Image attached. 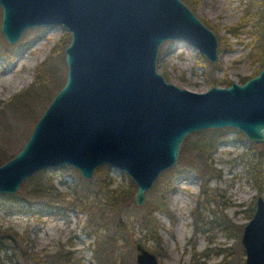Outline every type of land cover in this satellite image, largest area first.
<instances>
[{"label": "water", "instance_id": "1", "mask_svg": "<svg viewBox=\"0 0 264 264\" xmlns=\"http://www.w3.org/2000/svg\"><path fill=\"white\" fill-rule=\"evenodd\" d=\"M0 6L8 43L32 26L61 24L70 33L65 82L22 147L0 164L1 193L16 192L43 168L70 165L91 178L107 164L130 176L133 202L144 204L160 172L177 162L188 133L230 126L264 141V62L243 82L204 91L180 87L158 71L165 40L194 47L211 62L219 57L217 35L183 0H0ZM240 240L244 264H264L263 193ZM135 249L137 264H160L142 242Z\"/></svg>", "mask_w": 264, "mask_h": 264}, {"label": "rangeland", "instance_id": "2", "mask_svg": "<svg viewBox=\"0 0 264 264\" xmlns=\"http://www.w3.org/2000/svg\"><path fill=\"white\" fill-rule=\"evenodd\" d=\"M247 4L248 0H199L195 3L194 13L204 23L214 26L215 31L212 30L218 40L223 36L229 46H219V57L211 62L194 47L165 40L159 47L164 50L162 55L159 54L161 50L158 51V71L167 72L166 80L194 91L217 85L209 82L210 77L227 75L240 82L241 78L251 75L258 63L247 55V42L251 40L247 30L254 28L252 23L261 22L264 4L252 5L248 10ZM1 15L0 6V23ZM240 21L242 24L236 29ZM233 30L238 34L234 35ZM66 40L70 41V33L61 24L27 27L14 43H8L0 29L2 151L13 153L22 147L49 103L45 104V99L38 100V104L31 106L33 110L24 108L25 113L16 115L6 106L7 99L32 82L36 67L48 54L52 57L44 68L56 70L65 82L64 48L69 43L64 46ZM216 130H222L220 135ZM211 138H215V142L205 153L209 155L206 164L198 168L184 164L181 156L190 155V144ZM263 148L264 141L253 142L230 126L190 132L181 143L177 162L160 172L146 190L144 204L133 202L134 192L122 208H108L103 214L96 205L102 193L95 172L91 178H84L70 165L40 169L25 178L16 192H0V264H98L97 256L103 258L105 264H137L135 242L132 241L138 238L155 252L160 264L244 263L241 232L252 216L258 194L249 175L248 159L254 149ZM103 166L111 175V187L121 188L133 182L126 172L107 164ZM46 174L53 176L56 187L67 195L66 198L74 193L75 186L88 190L90 197L95 196L91 210L45 205L31 198L27 194L31 182ZM149 203L158 205L153 215L159 223V246L145 237L146 229L144 232L137 222ZM119 220L123 221L121 230L117 227ZM23 249L26 255L22 254Z\"/></svg>", "mask_w": 264, "mask_h": 264}, {"label": "trees", "instance_id": "3", "mask_svg": "<svg viewBox=\"0 0 264 264\" xmlns=\"http://www.w3.org/2000/svg\"><path fill=\"white\" fill-rule=\"evenodd\" d=\"M191 9L193 8L194 4L197 3L199 0H183ZM255 4H264L263 0H248L247 10L250 9L252 5ZM206 23V22H205ZM208 25V23H206ZM242 22L240 21L236 24V29L241 26ZM211 29L215 31L214 26L208 25ZM254 28H250L247 31L251 36V40L247 42L249 46V51L247 55L251 58L252 61L257 62V66L255 70L252 72L251 75L248 77L241 78L240 82L245 81L247 78L257 74L263 66L264 62V37H263V28H264V16L261 17V22L256 21L252 23ZM237 30H233L232 33L237 35ZM69 41V40H68ZM66 40L64 42V46L68 43ZM229 42L223 36L219 37V46L225 47L229 46ZM162 48H160L161 50ZM53 50V49H52ZM159 50V51H160ZM164 50L160 51V55H162ZM52 55L48 54V56L36 67V74L30 84H28L23 89L19 90L18 92L14 93L10 96L9 99L6 101V106L10 107L12 112L16 115H22L25 111H22L24 108H29L31 110V106L34 103L39 101H43V99L47 100L45 104L50 102L54 93L62 86L64 80L61 78L59 72L57 73L56 70L49 68H44V64L51 60ZM207 62V60H205ZM164 77H167V72L164 71ZM233 80H231L227 75L223 77H210L209 82L212 84L217 85H229ZM39 100V101H38ZM33 110V109H32ZM220 135L219 131L216 130ZM28 137V136H27ZM217 137V136H216ZM215 137V138H216ZM215 138H211L209 140H198L189 145L191 150L190 155L186 156L185 158L181 156V158L185 159L184 164L192 165L195 167H201V165L206 164L209 155L207 156L205 153L212 148L213 143L215 142ZM248 159L249 163V175L257 188V193H263L264 190V148L263 149H254ZM16 152L7 153V151H2L0 149V164L12 157ZM104 166H98L95 168V176L97 177L98 189L100 193H102L101 201L96 205L99 206L100 212H103L106 209H120L123 205L127 204L128 201L131 200L132 194L136 191V185L134 182H129L127 185L121 188L111 187L113 183L111 181V175L108 171L103 170ZM74 193L72 195H67L59 190L56 185L54 178L51 174L44 175L40 180H35L31 182L30 187H28L27 194L34 198L37 202L45 205H64V206H71L78 208L80 211H89L94 204V195H91L88 190H84L80 186H75ZM28 196V197H29ZM149 206V207H148ZM158 205L149 203L144 207L146 209L145 213L137 218V222L140 227L144 230L146 229L145 237L155 241L156 245L161 244V237L158 233V221L155 219L153 215V210ZM13 208V207H12ZM135 220V219H134ZM122 220H119L117 224L118 229L121 230L122 228ZM126 226H124V229ZM230 229V226H228ZM119 232V230H118ZM17 236V235H16ZM23 236V235H22ZM122 237V234H119ZM21 238V236H18ZM22 239V238H21ZM139 241L133 240L132 242L136 243ZM140 242V241H139ZM25 249H23L22 254L26 255ZM98 264H105V260L101 257H96ZM38 263V262H37ZM200 262H198L199 264ZM241 264H244L243 262Z\"/></svg>", "mask_w": 264, "mask_h": 264}]
</instances>
